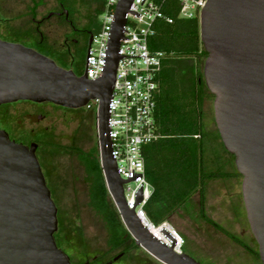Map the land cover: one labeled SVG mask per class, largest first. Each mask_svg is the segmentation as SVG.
<instances>
[{"label":"water","instance_id":"1","mask_svg":"<svg viewBox=\"0 0 264 264\" xmlns=\"http://www.w3.org/2000/svg\"><path fill=\"white\" fill-rule=\"evenodd\" d=\"M132 1L116 5L107 64L97 79L64 68L33 47L0 39V105L32 100L78 109L98 97L101 167L128 232L164 264H203L162 243L142 223L126 200L124 185L131 179L118 173L112 156L108 104ZM200 37L208 53L203 73L214 95L216 126L242 175L246 216L264 264V0H208L200 16ZM37 148L35 142L26 145L11 139L0 128V264H72L55 238L58 206ZM142 199L141 187L135 205Z\"/></svg>","mask_w":264,"mask_h":264},{"label":"trees","instance_id":"2","mask_svg":"<svg viewBox=\"0 0 264 264\" xmlns=\"http://www.w3.org/2000/svg\"><path fill=\"white\" fill-rule=\"evenodd\" d=\"M156 1L162 3L173 22L158 20L156 32L150 38L151 48L165 51L167 57L157 76L155 116L161 136L144 147L146 177L153 188L144 206L146 213L155 224L170 220L178 210L190 214L192 199L198 195L200 217L260 258L258 249L246 244L206 212L207 181L242 175L219 131L211 132L205 126L203 106L207 87L203 60L208 53L200 37V19L180 16L177 0ZM79 159L89 181V205L106 223L110 249L123 247L129 240L131 244L123 253L138 247L109 194L99 146L87 152L79 150Z\"/></svg>","mask_w":264,"mask_h":264},{"label":"rangeland","instance_id":"3","mask_svg":"<svg viewBox=\"0 0 264 264\" xmlns=\"http://www.w3.org/2000/svg\"><path fill=\"white\" fill-rule=\"evenodd\" d=\"M73 1L86 13L96 14L91 16L90 27L97 31L102 25L105 0ZM25 32L23 27L15 28L8 39L34 47V42L27 36L25 38ZM86 53L87 49H82L74 52L70 59V66L81 75L85 72ZM203 111L206 129L217 131L214 95L208 88ZM50 122L53 127L50 133L41 134L37 155L58 206L59 227L55 238L72 256L75 264H83L95 255L107 260L119 248H109L106 223L89 205V181L85 167L79 159V150L87 152L92 147L99 146L97 111L82 107L74 111L72 120L67 124L60 119L46 121L44 124ZM28 124V121L23 120V125L28 127ZM241 186L242 176L208 180L206 212L246 244L258 249L247 220ZM198 210L199 196L196 195L192 199L190 214L178 210L170 219L186 240L183 248L185 252L203 264H263L259 257L202 219ZM129 244L131 240L125 246ZM119 264L164 263L138 245Z\"/></svg>","mask_w":264,"mask_h":264},{"label":"built area","instance_id":"4","mask_svg":"<svg viewBox=\"0 0 264 264\" xmlns=\"http://www.w3.org/2000/svg\"><path fill=\"white\" fill-rule=\"evenodd\" d=\"M120 0H105L102 25L92 37L85 57V74L90 79L99 78L106 67L108 45L115 20L116 5ZM179 14L185 18L198 17L208 0H177ZM164 20L173 22L162 3L156 0H133L120 41L115 82L108 104L109 136L112 141V156L117 162V171L125 179V196L130 208H135L142 223L167 246L183 252L186 240L170 220L160 224L148 217L145 204L153 188L146 177L145 145L160 138L156 123L157 76L162 69L167 53L152 49L150 38L155 34V23ZM98 97L85 106L96 109ZM143 199L135 205L140 188Z\"/></svg>","mask_w":264,"mask_h":264},{"label":"flooded vegetation","instance_id":"5","mask_svg":"<svg viewBox=\"0 0 264 264\" xmlns=\"http://www.w3.org/2000/svg\"><path fill=\"white\" fill-rule=\"evenodd\" d=\"M92 15L73 0H0V39L10 41L8 38L12 30L23 27L26 29L25 38L29 37L35 44L33 48L54 59L58 65L73 69L70 59L74 52L88 49L95 33L90 27ZM75 110L50 101L9 102L0 105V128L17 142L26 145L37 143L38 153L41 134L50 133L53 127L51 122H44L60 119L67 124L72 120ZM23 120L29 122L28 127L23 125ZM56 241L75 264L68 251L59 245L57 238ZM125 245L107 260L95 255L83 264H119L130 252L123 253L127 247Z\"/></svg>","mask_w":264,"mask_h":264},{"label":"crops","instance_id":"6","mask_svg":"<svg viewBox=\"0 0 264 264\" xmlns=\"http://www.w3.org/2000/svg\"><path fill=\"white\" fill-rule=\"evenodd\" d=\"M99 29H100V28H99ZM99 29H98V30H99ZM98 30H97V31H98ZM95 32H96V31H95Z\"/></svg>","mask_w":264,"mask_h":264}]
</instances>
